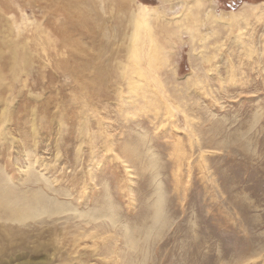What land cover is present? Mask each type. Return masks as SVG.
<instances>
[{
  "label": "rangeland",
  "instance_id": "374dc122",
  "mask_svg": "<svg viewBox=\"0 0 264 264\" xmlns=\"http://www.w3.org/2000/svg\"><path fill=\"white\" fill-rule=\"evenodd\" d=\"M0 179V264H264V0H0Z\"/></svg>",
  "mask_w": 264,
  "mask_h": 264
},
{
  "label": "bare ground",
  "instance_id": "6f19581e",
  "mask_svg": "<svg viewBox=\"0 0 264 264\" xmlns=\"http://www.w3.org/2000/svg\"><path fill=\"white\" fill-rule=\"evenodd\" d=\"M148 12L149 11H147L146 8L140 7L138 9L137 14H134V21L136 22L137 25H135V30L131 38L132 46L131 48H129L131 52V57H133L132 59L133 63L140 61V59H142L141 53H143L142 52L143 48L145 49L144 46L145 43H143L144 42L143 37L145 38L149 37V33L143 34V30H141L143 29L144 26L142 27L141 25L138 24L139 21H141V23L144 21L142 24L145 23V20L147 19L146 15L148 14ZM152 48H153L152 51L150 50L145 53V55L150 58L149 61H151L156 55V49H154L153 46ZM18 56L20 58V55L17 54L13 58L17 57L18 60L19 59ZM140 74L142 75L143 73H141L140 71ZM1 180L2 179H0V219L10 220V221L11 220L23 221L27 217H32L41 211L48 212L49 210H51V208H54L51 205V203L48 202L47 198L41 194H38V192L21 194V192L20 193L16 192L14 190H11L9 187L5 186Z\"/></svg>",
  "mask_w": 264,
  "mask_h": 264
}]
</instances>
